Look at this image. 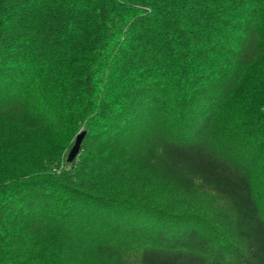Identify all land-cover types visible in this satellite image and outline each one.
Masks as SVG:
<instances>
[{
	"label": "trees",
	"instance_id": "obj_1",
	"mask_svg": "<svg viewBox=\"0 0 264 264\" xmlns=\"http://www.w3.org/2000/svg\"><path fill=\"white\" fill-rule=\"evenodd\" d=\"M130 262L264 264V0H0V264Z\"/></svg>",
	"mask_w": 264,
	"mask_h": 264
},
{
	"label": "rangeland",
	"instance_id": "obj_2",
	"mask_svg": "<svg viewBox=\"0 0 264 264\" xmlns=\"http://www.w3.org/2000/svg\"><path fill=\"white\" fill-rule=\"evenodd\" d=\"M151 184H153V194L150 196L154 197L159 204L161 203V208L172 209L177 216L183 215L181 218L186 216L200 217L205 221L216 218V221L220 222L225 213L230 214L226 200L212 192L195 190L187 193L161 181H153ZM216 224L217 222L214 224L215 228ZM129 264H133V262Z\"/></svg>",
	"mask_w": 264,
	"mask_h": 264
},
{
	"label": "water",
	"instance_id": "obj_3",
	"mask_svg": "<svg viewBox=\"0 0 264 264\" xmlns=\"http://www.w3.org/2000/svg\"><path fill=\"white\" fill-rule=\"evenodd\" d=\"M84 136H85V131H81L80 133H78L76 140L68 153L67 161L72 162L77 157V155L80 152L81 143Z\"/></svg>",
	"mask_w": 264,
	"mask_h": 264
}]
</instances>
